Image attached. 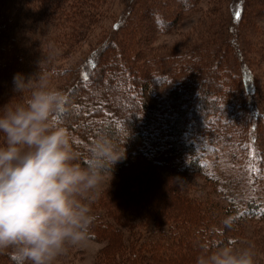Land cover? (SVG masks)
I'll use <instances>...</instances> for the list:
<instances>
[{"label":"trees","instance_id":"16d2710c","mask_svg":"<svg viewBox=\"0 0 264 264\" xmlns=\"http://www.w3.org/2000/svg\"><path fill=\"white\" fill-rule=\"evenodd\" d=\"M108 1L0 0V106L15 95V74L43 73L68 97L58 119L84 165L100 135L124 147L114 182L90 206V239L106 242L98 264H195L201 243L246 239L264 264V0H209L208 36L177 55L151 40L203 0H132L69 71L13 33L40 23L45 51L76 47ZM0 258L18 264L10 251Z\"/></svg>","mask_w":264,"mask_h":264},{"label":"clouds","instance_id":"9594fccd","mask_svg":"<svg viewBox=\"0 0 264 264\" xmlns=\"http://www.w3.org/2000/svg\"><path fill=\"white\" fill-rule=\"evenodd\" d=\"M13 85L15 95L0 106V252L10 251L18 264H57L70 247L89 240L90 206L125 149L100 135L84 165L73 134L58 119L67 95L43 73H17ZM199 249L195 264H256L250 244L201 243Z\"/></svg>","mask_w":264,"mask_h":264},{"label":"rangeland","instance_id":"374dc122","mask_svg":"<svg viewBox=\"0 0 264 264\" xmlns=\"http://www.w3.org/2000/svg\"><path fill=\"white\" fill-rule=\"evenodd\" d=\"M131 2L132 0H109L106 5L107 7H104L105 12L103 13V20H101L99 25L93 29L88 41L77 44L76 47L68 48L66 50L65 48H59L52 53L45 51L44 44L42 45L43 36L40 37L38 34L40 29H42L41 26H39L40 23L37 26L38 28H35L32 33H29L27 30H23L22 27L18 28L19 26L17 27L18 29L16 28L17 31L14 30L13 33H15L14 35H16L21 40L25 47L30 48L34 52L36 51L35 49H38V52L42 55L44 61H50L54 67L57 68V71H69L74 67V64L79 61V56H82L87 52V50H89L91 46H94V44L97 42L96 40L99 37H101L103 34H108L113 29L115 22L126 16V12L128 11ZM210 4L211 3L209 0L201 1L198 11H195L193 14H190L188 17L180 20L169 33L155 35L153 40H151L153 46L157 49L164 48L168 49L169 51L174 49V53L177 55L181 53V50L190 49L192 45L199 44L200 38H205L208 36L204 29L206 23L204 20L205 18L207 20ZM229 19L230 16L228 13L226 20ZM36 23L38 22L34 20L31 22L25 21L24 25H29L32 28V25ZM127 23H130V28L133 27V24L131 26L132 22L130 20ZM31 34L34 36L32 37ZM136 35L142 36L141 33H137ZM258 66L260 70H264V63L259 64ZM64 77L59 78V80L64 79ZM51 84L52 82L49 81V85ZM53 87L56 88L54 84ZM228 175V178L231 177V175H233V171L228 173ZM113 182V178L111 176H107L101 190L108 188ZM190 184L192 187L198 190L203 189L204 192H206L209 187L208 184H205L202 181V179H193V181H190ZM249 244V240L246 239L242 240L237 246H246ZM105 246L106 242L92 240L89 238V240L82 246L70 247L68 252L59 258L57 264H98L97 259ZM252 247L255 251V257L257 260L259 259V254L257 253V250L254 248V246ZM2 254H4V252H0V257ZM0 260V264H6L5 259L2 260V258H0Z\"/></svg>","mask_w":264,"mask_h":264}]
</instances>
